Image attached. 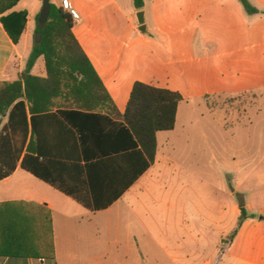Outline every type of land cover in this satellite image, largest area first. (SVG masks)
<instances>
[{
  "label": "crops",
  "instance_id": "1",
  "mask_svg": "<svg viewBox=\"0 0 264 264\" xmlns=\"http://www.w3.org/2000/svg\"><path fill=\"white\" fill-rule=\"evenodd\" d=\"M70 1L81 16L73 33L113 108L55 109L36 118L38 153L32 155L46 180L19 165L0 180V206L49 211L55 260L0 256V264H196L187 219L175 203L166 218L141 204L165 155L160 137L176 138L199 112L215 114L211 99L244 97L247 109L264 115V0H247L252 14L241 0H144L143 10L134 0ZM50 2L60 8L62 0ZM42 6L43 0H21L9 11L28 13L17 45L0 21V84L19 80L25 70ZM37 62L32 74L45 77V65ZM136 82L183 97L175 129L157 134L150 168L123 127ZM31 139L29 118L27 144Z\"/></svg>",
  "mask_w": 264,
  "mask_h": 264
},
{
  "label": "trees",
  "instance_id": "2",
  "mask_svg": "<svg viewBox=\"0 0 264 264\" xmlns=\"http://www.w3.org/2000/svg\"><path fill=\"white\" fill-rule=\"evenodd\" d=\"M19 1L0 0V21L16 45L28 18L27 11L9 12ZM241 3L248 13L256 12L247 0ZM51 5L47 23L42 25L37 21L34 46L20 79L0 84V180L11 176L19 165L46 180L35 164L39 157L32 155L38 153L35 141L38 116L55 109L95 113L110 106L113 108L103 82L73 33L72 16L62 7ZM134 5L137 10H143L144 0H134ZM41 57L45 60V77L32 74ZM182 101L183 97L177 92L135 83L122 116L123 127L145 153L148 168L157 155V134L175 129ZM29 118L32 139L27 144ZM20 205L14 209L10 208L12 205L0 206V256L55 260L50 212L39 207L40 214H37L30 205ZM240 210L239 227L247 218L246 209L241 206Z\"/></svg>",
  "mask_w": 264,
  "mask_h": 264
},
{
  "label": "rangeland",
  "instance_id": "3",
  "mask_svg": "<svg viewBox=\"0 0 264 264\" xmlns=\"http://www.w3.org/2000/svg\"><path fill=\"white\" fill-rule=\"evenodd\" d=\"M44 65L39 59L37 67ZM246 101L211 99L215 114L199 112L176 138L160 137L165 155L141 208L166 218L175 203L187 219L196 264H264V115ZM241 206L247 218L232 239Z\"/></svg>",
  "mask_w": 264,
  "mask_h": 264
},
{
  "label": "water",
  "instance_id": "4",
  "mask_svg": "<svg viewBox=\"0 0 264 264\" xmlns=\"http://www.w3.org/2000/svg\"><path fill=\"white\" fill-rule=\"evenodd\" d=\"M51 10H52V5H51V2L50 0H43V6H42V9H41V12H40V17H39V24H45L47 23L49 17H50V14H51ZM138 17V22H139V25H140V30L141 31H145L146 28H145V17H144V12L143 11H140L137 15ZM40 36H37V41H40Z\"/></svg>",
  "mask_w": 264,
  "mask_h": 264
},
{
  "label": "built area",
  "instance_id": "5",
  "mask_svg": "<svg viewBox=\"0 0 264 264\" xmlns=\"http://www.w3.org/2000/svg\"><path fill=\"white\" fill-rule=\"evenodd\" d=\"M61 7L65 12L72 16L74 23H79L81 21L80 14L75 9L70 0H62Z\"/></svg>",
  "mask_w": 264,
  "mask_h": 264
}]
</instances>
